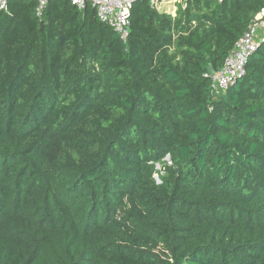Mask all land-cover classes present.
Wrapping results in <instances>:
<instances>
[{
  "label": "trees",
  "instance_id": "1",
  "mask_svg": "<svg viewBox=\"0 0 264 264\" xmlns=\"http://www.w3.org/2000/svg\"><path fill=\"white\" fill-rule=\"evenodd\" d=\"M176 6L126 43L91 3L0 9V264H264V40L209 76L264 0Z\"/></svg>",
  "mask_w": 264,
  "mask_h": 264
},
{
  "label": "built area",
  "instance_id": "2",
  "mask_svg": "<svg viewBox=\"0 0 264 264\" xmlns=\"http://www.w3.org/2000/svg\"><path fill=\"white\" fill-rule=\"evenodd\" d=\"M49 0H38L37 14L40 16ZM152 7H162L165 0H149ZM176 1V0H174ZM221 1V0H220ZM79 9H84L88 3L96 10L98 18L118 33L124 43L130 34V18L132 0H71ZM0 9L7 10V0H0ZM167 12L165 8L162 10ZM264 40V7L255 15L242 37L235 43L223 65L211 76L213 87L217 94L234 84L246 74V65L250 56ZM154 178L164 174L166 165H171L172 160L167 156L161 162H156ZM156 174V175H155ZM157 181V178L155 179Z\"/></svg>",
  "mask_w": 264,
  "mask_h": 264
},
{
  "label": "rangeland",
  "instance_id": "3",
  "mask_svg": "<svg viewBox=\"0 0 264 264\" xmlns=\"http://www.w3.org/2000/svg\"><path fill=\"white\" fill-rule=\"evenodd\" d=\"M178 0L174 1V0H165L164 3H162V7L165 8L167 11L169 10H172L173 12L175 11V6L177 4ZM162 7H158L157 9L159 11L162 10ZM156 175V174H155ZM157 178V182L160 183L162 180H161V177H156ZM155 178V179H156Z\"/></svg>",
  "mask_w": 264,
  "mask_h": 264
},
{
  "label": "water",
  "instance_id": "4",
  "mask_svg": "<svg viewBox=\"0 0 264 264\" xmlns=\"http://www.w3.org/2000/svg\"><path fill=\"white\" fill-rule=\"evenodd\" d=\"M133 2L137 1V0H132ZM214 74V69L210 66L209 68V76H212Z\"/></svg>",
  "mask_w": 264,
  "mask_h": 264
},
{
  "label": "crops",
  "instance_id": "5",
  "mask_svg": "<svg viewBox=\"0 0 264 264\" xmlns=\"http://www.w3.org/2000/svg\"><path fill=\"white\" fill-rule=\"evenodd\" d=\"M176 9H177V6H175V11L174 12L172 10H169V11L166 10V11L169 12V13L175 14Z\"/></svg>",
  "mask_w": 264,
  "mask_h": 264
}]
</instances>
